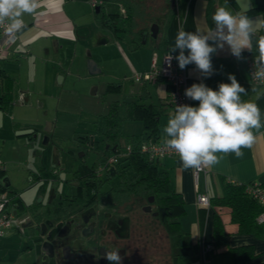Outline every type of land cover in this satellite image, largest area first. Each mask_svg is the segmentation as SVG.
Returning a JSON list of instances; mask_svg holds the SVG:
<instances>
[{
	"label": "crops",
	"instance_id": "obj_1",
	"mask_svg": "<svg viewBox=\"0 0 264 264\" xmlns=\"http://www.w3.org/2000/svg\"><path fill=\"white\" fill-rule=\"evenodd\" d=\"M65 1L39 0L40 10L36 14L31 15V17L24 16L25 27L17 32V47L20 49L12 52L8 58L2 59L0 62L14 61L19 63L22 54H26L28 58V45L31 44L35 50L34 43L50 39L53 43L54 51L59 52L63 42L74 43L78 37L84 35L87 40L84 41L85 43H80L83 47L90 48V54L100 68L99 74L108 75L112 79L104 85L103 94H111L113 98L106 104L104 111L96 113L94 118L96 119L98 114L107 112L110 104L115 103V101L120 104L121 101L136 98L143 103L154 105L157 111L155 122L160 133L159 140H161L163 136L162 130L170 114L174 113L169 103L170 84L167 81L156 79L137 82L134 85L129 80L132 81L135 72L148 71L153 56L160 59L163 53L169 52L179 31L195 32L197 27L202 30L214 27L212 16L218 7L223 6L234 14H246L253 20L255 35L253 36L252 47L250 51L247 49L243 51L244 59L242 60H237V58L232 56L227 47L222 51H218L213 55L215 72L206 79L200 77L194 64L186 66V88L193 83L203 82L213 90H217L219 83H230L228 75L234 74L238 82L248 91L247 95H242V99L256 103L261 110L262 121H264V84H253L249 79L247 70V59L258 57L259 55L256 48V40L261 36L262 26H264V0H158L157 5L165 8V11L160 9V17L154 20L158 24L157 36L156 38L141 36L140 45L137 47L132 46L127 41L129 38L133 39L134 36L126 39L121 37V34L118 31L115 32L111 27L110 29H108V26H105V28L101 27L97 22L95 7L90 5L89 0L81 1L89 4L94 9L95 23L90 25L88 31L85 29L81 30L83 19L77 18V14L73 15V17L69 15L64 7ZM106 5L109 6V4ZM105 8L107 9V7ZM160 10L157 11L158 14ZM112 11L110 9L107 12ZM166 11L169 16L162 18V14ZM80 43L78 44L80 45ZM45 52H49L48 47H46ZM172 54L174 56L178 55V50ZM55 60L61 62L58 59ZM114 61H116L115 68H113ZM51 62L54 64L52 60ZM111 64L112 68L110 67ZM107 85H110L109 91H107ZM253 87L256 88V92L251 90ZM18 89L16 75L0 68V119L2 118L1 111L11 112L13 107L10 102L11 98L15 97V99H22L23 101H27L28 96L30 98L27 91H18ZM96 90L97 87L95 92ZM198 104V101L189 99L190 106H198ZM129 121L140 122L141 129L139 131V129L136 130L134 128L133 131H130L132 133L125 134L122 127L123 134L131 135L142 132L143 124L141 120L127 119L123 121L122 125L125 122L129 123ZM129 125L133 124L130 122ZM25 130L29 129H24L20 132L23 135L29 133L25 132ZM14 131L17 132L16 129ZM256 136L255 144L250 149H243V157L236 158L234 154L225 156L219 164L207 168L204 173H200L196 185L192 177V169H183L180 166L178 156H166L158 160L159 168L166 171L169 177L171 188L179 192L183 198L184 213L179 218V225L185 233L183 240L186 245L183 250L188 253L194 252V258L198 257L199 259L198 246L200 242L211 243L214 240V226L218 223L223 231L224 239L218 246H215L214 252L209 258L211 262L215 259L213 255L216 250L228 254L227 250L229 248L250 245L253 249V256L243 264H264V238L250 232L240 231L238 223L231 219V208L219 202L223 195V186L227 183L237 182L243 184L256 182L264 184V128H261L260 132L256 133ZM1 174H4V172L2 171ZM30 178H28V182H30ZM4 179L5 182L8 181V189H10V179L7 176H3L0 179L3 185ZM26 186L24 190L27 189ZM200 192H207L211 200L210 206L205 207L196 204V194ZM21 193L20 191V195ZM14 261L15 256L11 264H14ZM2 264L5 263L3 262Z\"/></svg>",
	"mask_w": 264,
	"mask_h": 264
},
{
	"label": "flooded vegetation",
	"instance_id": "obj_2",
	"mask_svg": "<svg viewBox=\"0 0 264 264\" xmlns=\"http://www.w3.org/2000/svg\"><path fill=\"white\" fill-rule=\"evenodd\" d=\"M125 1L129 8L136 0ZM149 1L153 5L152 13L156 14L158 0ZM144 5L149 2L144 0ZM136 6L139 9L141 5ZM105 7L106 4L100 6V10ZM104 12L121 14L119 10ZM151 24L142 26L139 34L150 37ZM84 131L85 128L76 136L75 157L84 162L87 151H92L96 162L86 171L71 173L66 179V190L59 188L61 177L55 158L52 159L54 179L44 180L37 173L30 175L26 187L33 188L32 200L25 202L20 191L11 190L16 194V224L10 231L17 236L14 264H109L103 254L112 250H119L122 264H176L177 250L169 244L162 223L165 211L152 196L141 202L128 193L119 196L116 190L120 176L115 165L120 157L111 164L106 162L111 156L109 151L116 150V146L96 144ZM51 132H43L41 146L49 144ZM25 135L29 142L36 141L35 130ZM34 155L41 156V150H35ZM40 169L45 167L42 165ZM114 176L117 179L112 182Z\"/></svg>",
	"mask_w": 264,
	"mask_h": 264
},
{
	"label": "rangeland",
	"instance_id": "obj_3",
	"mask_svg": "<svg viewBox=\"0 0 264 264\" xmlns=\"http://www.w3.org/2000/svg\"><path fill=\"white\" fill-rule=\"evenodd\" d=\"M147 1L150 4V1ZM118 5L117 2L111 3L105 11L111 9L118 12L120 8ZM64 7L72 17L77 14V18L83 19L81 30L88 31L90 25L95 23L94 9L89 4L81 0H66ZM150 7L153 8V5L150 4ZM159 7L156 3L157 11L160 10ZM39 10L38 7L37 12ZM116 22H120L119 19H116ZM50 40L34 43L35 50L31 44L28 45V58L26 54H22L19 63L0 62V68L16 75L18 91L25 90L30 95L27 101L11 98L13 106L11 112L1 111L0 119V157L6 162L4 174L0 173V176L1 178L7 176L10 179V189L21 191V200L25 202L32 200L34 194L33 188L24 190L30 174H40L44 180L55 178L52 171L53 158L58 162L56 167L59 169L61 177L59 188L62 190L67 189L66 179L71 173L86 171L96 162V155L92 151H87L85 158L83 157L84 162L76 159L75 154L78 153L76 136L84 129L85 123L93 121L96 113L104 111L106 104L113 98L111 94H103L104 85L112 80L111 77L99 74L100 72L87 73L86 54L90 52V48L81 44L87 40L84 35L78 37L74 43L63 42L59 52L54 51ZM77 42H81L80 45ZM46 47L49 48L47 53ZM115 63L116 61L113 62V68L116 67ZM110 67L112 68V64ZM129 82L137 84L133 79ZM93 86L97 87L95 94L90 93ZM48 121L53 124L52 139L48 145L41 146L40 142L43 132H46ZM127 122L122 125L125 134L132 133L130 131L134 128L140 131V122L129 121L133 125ZM24 129H29L25 132L35 130L36 141L29 142L27 135L20 132ZM35 150H41L42 155L35 156ZM42 165L45 169H40ZM116 179L114 176L111 181L114 182ZM16 238V234L12 232L0 238V264L13 262ZM216 251L213 255L215 261L211 262L210 259L209 264H231L228 254ZM191 254L189 264H202L198 257L194 258V252Z\"/></svg>",
	"mask_w": 264,
	"mask_h": 264
},
{
	"label": "clouds",
	"instance_id": "obj_4",
	"mask_svg": "<svg viewBox=\"0 0 264 264\" xmlns=\"http://www.w3.org/2000/svg\"><path fill=\"white\" fill-rule=\"evenodd\" d=\"M39 0H0V26L11 32L25 27L24 16L34 15ZM214 27L195 32L179 31L170 47L166 61H178L180 69L195 65L200 77H211L215 70L212 56L226 47L237 60L244 59L243 51L252 47L254 22L246 14H234L226 7H218L213 16ZM259 53L254 61L253 79L264 82V35L256 40ZM178 55L173 56L172 53ZM187 53V54H185ZM230 83H219L213 90L203 82L193 83L184 91L186 98L198 101V106L178 104L163 128L162 141L167 149L179 158L185 169L211 168L229 154L236 158L244 155L243 149L251 148L256 133L264 128L259 106L243 100L247 90L234 74L228 75ZM256 92V88L251 89ZM103 259L109 264H122L119 250L105 251Z\"/></svg>",
	"mask_w": 264,
	"mask_h": 264
},
{
	"label": "trees",
	"instance_id": "obj_5",
	"mask_svg": "<svg viewBox=\"0 0 264 264\" xmlns=\"http://www.w3.org/2000/svg\"><path fill=\"white\" fill-rule=\"evenodd\" d=\"M101 8L105 4L114 2L121 3L126 7L124 17L118 13H105L99 10L97 22L101 27L108 26L115 32H121V37L128 39L132 46L137 47L141 42L140 30L142 26L149 25L155 19L160 17L161 10L165 8L159 7L160 13H152L150 4L145 6L144 1L136 0L134 5L127 8L125 0H101ZM138 1V2H137ZM125 2V3H124ZM167 2V1H166ZM137 4L141 5L138 9ZM143 6V7H142ZM169 16L166 11L162 14V18ZM122 17V19L120 18ZM120 22H116V19ZM122 23H125V26ZM112 25V26H111ZM117 25H120L117 28ZM140 26V28H138ZM261 35H264V26H262ZM214 66V58L212 56ZM206 79V78H205ZM208 82V80H207ZM110 85H107L109 91ZM157 111L152 104H146L138 99H128L118 104L111 103L107 112L98 114L93 121L86 122L85 133H89L95 140L96 144H109L111 147L116 146V150L109 155H118L120 160L116 163L118 168L120 183L116 190L118 195L129 194L131 198L145 201L152 196L157 201L160 209L165 211V218L162 223L169 239L171 247L176 248V264H189L192 256L183 250L184 232L179 225V218L184 213V202L181 194L173 190L170 186L169 177L166 171L159 168L158 160H150L146 154L141 152L140 145L143 140L153 138L159 140L160 133L158 131L155 118ZM141 120L143 130L139 134L125 135L122 133V123L124 120ZM129 146L127 150L126 147ZM115 168V169H116ZM245 183H227L223 186V195L219 202L226 204L231 208V219L238 223L239 230L250 232L258 237L264 238V222H257L256 217L262 210L260 204L248 196L244 191ZM1 189L8 187L1 184ZM211 203V200H210ZM223 231L218 225L214 226V240L212 249L208 253L209 264L210 256L214 252L215 246L223 241ZM183 250V251H182ZM227 253L230 257L231 264H243L253 256V249L250 245H242L239 247L229 248Z\"/></svg>",
	"mask_w": 264,
	"mask_h": 264
},
{
	"label": "built area",
	"instance_id": "obj_6",
	"mask_svg": "<svg viewBox=\"0 0 264 264\" xmlns=\"http://www.w3.org/2000/svg\"><path fill=\"white\" fill-rule=\"evenodd\" d=\"M92 7L100 4V0H89ZM119 12L125 14V9L120 6ZM17 32H9L6 26H0V60L8 58V56L20 49L17 47ZM168 52L161 55L160 59L153 56L150 69L143 72H135L133 79L136 82H144L151 80H164L167 81L171 86V91L169 93V103L172 110H175V106L178 104L189 105V99L185 97L184 91L186 89V73L185 69H180L178 66V61L173 59L171 61V67H168V62L165 60ZM173 55V54H172ZM174 56V55H173ZM256 57H250L247 59V70L250 81L253 84L260 85L264 82L257 81L253 79L252 72L254 70V61ZM129 149V146L126 147ZM140 150L150 160H160L166 156H177L173 151L167 149L162 139L155 140L153 138H148L142 141L140 145ZM118 159V155H111L108 157L107 161L109 164L115 162ZM6 162L0 158V173L5 170ZM99 169L101 167L99 166ZM207 168L192 169V177L195 185L197 184L198 176L200 173L206 172ZM1 175V174H0ZM1 178V176H0ZM2 181H0V238L9 233L16 224L15 220V206L14 200L16 194L10 189H1ZM245 193L252 199L256 200L262 210L257 215V222H264V184L249 182L244 184ZM196 204L199 206H210V197L207 192H200L196 194ZM212 249L211 243L200 242L198 246V254L200 263L206 264L208 253Z\"/></svg>",
	"mask_w": 264,
	"mask_h": 264
},
{
	"label": "water",
	"instance_id": "obj_7",
	"mask_svg": "<svg viewBox=\"0 0 264 264\" xmlns=\"http://www.w3.org/2000/svg\"><path fill=\"white\" fill-rule=\"evenodd\" d=\"M94 9H95V13H98L99 10H100V6L96 5ZM149 31H150L149 36L151 38H156L157 32H158V24L155 23V22L152 23L150 25ZM86 58H87L86 59V70H87V73L88 74H97L100 71V68L97 66V62L92 58L90 52H87ZM95 89H96V86H93L91 88V90H90V93L94 94L95 93ZM52 127H53L52 122L48 121L46 123L45 131L48 132V133L51 132ZM43 142H44V144H46L47 140H45ZM111 169H113V168H111ZM4 186H8V181L5 182V179H4ZM146 209H148V208H146ZM41 249L44 250V245H43V247H41Z\"/></svg>",
	"mask_w": 264,
	"mask_h": 264
}]
</instances>
